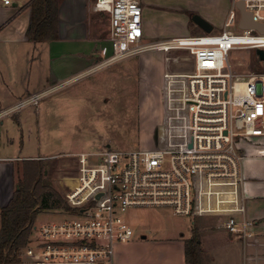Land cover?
I'll list each match as a JSON object with an SVG mask.
<instances>
[{
	"label": "built area",
	"instance_id": "obj_1",
	"mask_svg": "<svg viewBox=\"0 0 264 264\" xmlns=\"http://www.w3.org/2000/svg\"><path fill=\"white\" fill-rule=\"evenodd\" d=\"M232 0L220 33L177 35L142 43L141 0H93V9L109 18V47L97 66L148 51L183 50L189 72L163 74L166 117L163 147L117 151L103 146L76 155L74 183L63 199L65 218L34 225L23 261L34 264H114L117 244L131 241L135 229L126 213L170 209L173 215L225 216L222 227L240 239L253 237L254 223L237 218L243 183V145L264 138V59L258 70L237 72L229 60L236 49H261L264 33L239 28ZM11 4V0H3ZM256 22L264 23V0H243ZM236 25L242 34L229 30ZM170 87L172 91H170ZM43 93L29 95L0 110V119L29 105ZM172 129L175 130L172 133ZM205 199L207 200L205 206Z\"/></svg>",
	"mask_w": 264,
	"mask_h": 264
},
{
	"label": "rangeland",
	"instance_id": "obj_2",
	"mask_svg": "<svg viewBox=\"0 0 264 264\" xmlns=\"http://www.w3.org/2000/svg\"><path fill=\"white\" fill-rule=\"evenodd\" d=\"M16 1L22 5L27 0ZM142 3L152 11L150 31L144 34L142 43L170 36L203 33L191 20L194 13L202 17L211 14L209 22L214 23L212 33L223 30V22L222 25L217 24V20L224 17L222 0H142ZM155 10L159 14H155ZM229 30L242 34L235 24ZM256 54L253 49L231 50L229 60L237 72L246 73L258 70ZM94 67L95 70L89 75L61 85L43 99H50L52 93L66 88L71 91L69 95H56L46 102H41L42 99L38 105L40 109L43 106L37 118L41 127L38 131L42 130V137L39 139L40 144L33 147H38L40 153L50 156L42 160L43 166L49 171L47 177L52 186L63 197L71 186L66 179L76 175L78 152L94 151L103 146L125 152L164 146L161 138L164 140L168 132L164 125L167 90L164 71L189 72L192 63L183 50L148 51ZM23 162H18L20 174ZM55 181L64 184L55 186ZM60 212L62 210L58 208L43 209L37 215L35 225L39 227L46 222L63 220L66 215ZM208 216L213 215L188 217L173 215L170 209L132 210L126 213V217L135 229L133 241L125 247L119 244L116 248L141 259L150 251L154 240L180 238L181 232L191 235L195 230L202 236L203 227L224 220L222 216ZM142 235L146 237L142 239ZM132 259L135 261V258ZM21 264L34 263L23 261Z\"/></svg>",
	"mask_w": 264,
	"mask_h": 264
},
{
	"label": "crops",
	"instance_id": "obj_3",
	"mask_svg": "<svg viewBox=\"0 0 264 264\" xmlns=\"http://www.w3.org/2000/svg\"><path fill=\"white\" fill-rule=\"evenodd\" d=\"M222 1L224 17L217 20L218 26L222 22L224 24L231 5V0ZM29 2L19 5L16 0H11V4H4L0 0V110L14 106L29 95L43 93L36 105L25 106L0 119V208L7 205L18 187L17 182L21 178L18 162L50 157L40 153L38 147H33L40 144L42 137V130L38 131L40 122L37 121L43 108L38 106L40 101L61 85L89 75L105 56L103 47H109L108 14L95 11L93 0H60L57 36L42 41L27 37ZM141 5L144 34H149L152 11L143 5L142 0ZM157 12L155 10V14H159ZM203 17L209 21L211 14ZM70 92L68 88L63 89L52 93L50 99L56 95L67 96ZM50 99L45 98L41 102ZM161 140L166 144L165 139ZM243 149V183L238 187L236 203L226 206L231 212L233 208H242V212H235V216L254 223L253 237L237 238L222 227V222L203 227L201 244L210 264H264V138L244 143ZM46 173H49L48 169ZM71 179L66 181L72 185L74 180ZM61 183L55 181V186ZM206 202L205 199V206ZM189 236L181 232L180 238L173 237L178 240L172 237L154 240L150 253L141 259L131 257L125 251L120 252L117 244L114 264H185L184 239ZM141 237L144 239L146 236ZM129 242L121 243L120 247L127 246Z\"/></svg>",
	"mask_w": 264,
	"mask_h": 264
},
{
	"label": "trees",
	"instance_id": "obj_4",
	"mask_svg": "<svg viewBox=\"0 0 264 264\" xmlns=\"http://www.w3.org/2000/svg\"><path fill=\"white\" fill-rule=\"evenodd\" d=\"M60 0H30L27 37L51 40L57 36ZM42 160H24L21 178L6 206L0 208V264H21V253L31 240L37 215L43 209H69L45 174ZM198 231L184 239L185 264H210Z\"/></svg>",
	"mask_w": 264,
	"mask_h": 264
},
{
	"label": "water",
	"instance_id": "obj_5",
	"mask_svg": "<svg viewBox=\"0 0 264 264\" xmlns=\"http://www.w3.org/2000/svg\"><path fill=\"white\" fill-rule=\"evenodd\" d=\"M235 6L239 11V28L241 29H255L260 33H264V23L256 22L251 13L246 11L244 8L243 0H236ZM192 22L198 26L202 32L210 33L213 30V25L203 18L200 14L194 13L191 15ZM256 53L258 54L261 60L264 59V54L261 49H256Z\"/></svg>",
	"mask_w": 264,
	"mask_h": 264
}]
</instances>
